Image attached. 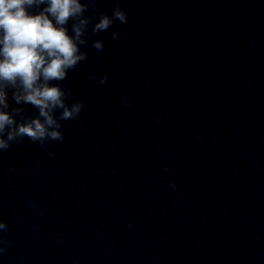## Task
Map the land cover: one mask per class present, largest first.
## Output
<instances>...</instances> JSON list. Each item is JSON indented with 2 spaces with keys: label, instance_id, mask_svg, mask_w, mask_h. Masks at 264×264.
<instances>
[{
  "label": "clouds",
  "instance_id": "obj_1",
  "mask_svg": "<svg viewBox=\"0 0 264 264\" xmlns=\"http://www.w3.org/2000/svg\"><path fill=\"white\" fill-rule=\"evenodd\" d=\"M97 3L98 0H0V153L24 138L41 148L47 142L63 141L62 122L80 117L84 102L68 103L70 93L61 82L88 60L89 53L84 49L90 33L107 32L116 21L121 25L129 22L119 0L111 15H86ZM122 35H126L124 28L114 30L111 38L119 40ZM91 46L97 56L105 48L102 39L93 40ZM89 79H98L103 85L109 77L90 73ZM9 91L16 105H31L37 114L24 116L23 107H11ZM8 230V224L0 221V231ZM5 251L0 246V254Z\"/></svg>",
  "mask_w": 264,
  "mask_h": 264
}]
</instances>
